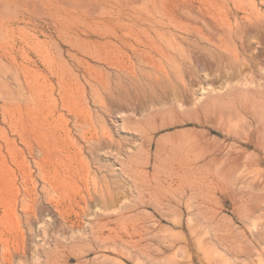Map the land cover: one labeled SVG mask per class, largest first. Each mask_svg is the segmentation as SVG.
<instances>
[{"label": "rangeland", "instance_id": "rangeland-1", "mask_svg": "<svg viewBox=\"0 0 264 264\" xmlns=\"http://www.w3.org/2000/svg\"><path fill=\"white\" fill-rule=\"evenodd\" d=\"M200 1L0 0V247L13 250L24 243L20 264H264V136L257 127L262 110L258 101H252L254 118L236 109L237 101L228 98L220 80L195 85L187 90L185 105L177 102L179 112L160 113L146 141L130 134L137 133V123L120 132L121 118H142L150 100L146 97L142 108L135 104V111L125 102H117L120 107L111 103L113 113L104 116V124L121 150L96 149L93 157L70 121L74 111L101 113L100 104L93 102L101 95V100L108 99L101 85L107 76L118 87L115 80L122 69L138 74V67H132L137 64L135 40L141 22L150 25L159 18V5L197 6ZM94 79L99 81L97 98L88 85ZM119 81L126 90L112 87L122 92L118 101L136 98L135 93L141 99L143 89L149 92L136 86L137 80L131 87ZM123 93L130 95L123 99ZM70 98L78 101L77 107ZM71 100L75 110L70 112ZM55 127L74 135L67 145L82 176L88 171L91 182L99 176L96 186L105 177L114 182V199L104 211L113 218L121 212L127 217L119 224L109 222L104 236L115 237L117 245L113 240L98 247L90 242L91 221H98L93 211L82 218L72 215L71 225L59 216L57 210L85 181L70 177L57 184L58 192L44 194L38 166H55L43 153ZM86 156H97V164L84 161ZM93 183L87 184L91 192ZM25 210L33 213L28 225ZM130 243L138 247L134 250Z\"/></svg>", "mask_w": 264, "mask_h": 264}, {"label": "bare ground", "instance_id": "bare-ground-1", "mask_svg": "<svg viewBox=\"0 0 264 264\" xmlns=\"http://www.w3.org/2000/svg\"><path fill=\"white\" fill-rule=\"evenodd\" d=\"M156 12L155 15L159 14V18L155 17L150 25L141 22L140 34H138L139 36L136 38L137 40H135L137 41L138 48V53L136 55L137 66L133 65L132 67L133 71L136 70H134V67H138V74L136 73L135 75L130 72L131 75L128 73L129 71L126 70V72L123 71L125 69H122L120 74L119 72L116 73L119 74V78L115 80L119 84L118 87L114 82H110L108 80L109 77L107 76L105 83H100L102 87H105L106 89L104 90L101 87L102 91L108 92V95L105 94L108 98L106 101L103 99L104 95H101L99 92V81L97 80L98 82H96L94 79L95 82H90L88 85L91 89H95L94 92L96 91L95 95H93V91H91L93 97L97 98L96 93L103 96L102 100L101 96H98V100L93 102L95 104L97 103L96 105L100 104L99 108L101 109V113L97 111L93 113L88 110L83 112L86 113L83 115L82 113L74 111V116L70 121L72 122L74 130L78 134L77 139L84 142L85 145L83 148L86 152L93 157V153H96L94 151H98L96 149L104 150L107 148L114 150L115 148L118 151L121 150V143L114 138L113 130H107L104 124V116L113 113L111 103H113V106L115 107V105L119 106L120 102L121 104L125 102L126 105L123 104V106L127 107V105H130V108L132 107L133 109H131L135 111L138 108L135 104L142 108L143 105L141 106V103L144 102L145 104V98L147 97V99L150 100L146 102H149V107L147 109H145L146 104L144 105L145 107L143 111H148L142 118L140 117L135 120L131 115L121 118L122 127L120 132L124 131L122 130L123 127L128 126L131 128L129 126L131 123H137L138 126L137 124H132L134 131L139 128L138 131H136L137 133L130 132V134L134 136V138L136 137L140 138V140L144 139L146 141L148 139V133L157 128V117L162 111L166 113H171L173 111L179 112L180 109H178L179 107H176V104L178 105L177 102L179 101H182V103L185 101V95L188 89L195 85H200V87L204 84L211 85L216 80H220L222 87H226L228 98L237 101V110L248 113L251 117L255 118L257 117V109L252 101H258L262 105V110L258 117L260 119L256 118V120L258 124H260H257V127L260 126L258 131L261 129L260 132L263 131L261 135L264 136V0H260V2L257 3L249 0H201L197 6L184 3L176 4L174 6L159 5ZM158 25L160 26L159 28H157ZM119 79H121L122 82H126L128 85L129 83L135 85V83L139 81L138 83H140V85L138 84L136 86H140L139 88H141V90L144 87H148L149 92H147L146 89H143L144 92L141 94L143 98L141 99L139 96L137 97V94L139 95L140 93L134 94L138 99L131 95L133 99H143L142 101H133L130 96H128L127 99L129 93L126 95V91L123 93L126 95H124L125 97H123V99L125 98L129 101H118L117 99H120L119 96L122 95V92L119 93L118 91L120 89L122 91L126 90L119 88L121 87L120 84H123ZM104 80L105 78L103 81ZM107 80L114 84L111 86ZM135 80L137 81L135 82ZM96 83L98 84L96 85ZM114 85L119 88V90H116L117 88H112L115 87ZM129 87H131V85H129ZM237 91H243L247 93V95L244 97H238L236 94ZM115 92L116 94H114ZM129 97L131 99H129ZM70 99L73 100V98ZM72 100L67 101L69 103L67 106L70 108L69 111L75 110V105H72L74 109L71 107L70 102H72ZM248 101H251V103H248ZM77 102L78 101H75L74 103L73 100V103L76 104L75 107H77ZM117 102L119 103L118 105ZM172 102L175 104L174 106L173 104H170ZM167 103H169L170 106L167 107ZM186 103L187 102H185V104ZM185 104L183 103L181 105ZM155 105L161 106H157L158 108H156ZM163 105H166V108H163ZM77 111H79V109ZM134 111L132 112L133 114L135 113ZM141 111L138 112L142 113L143 111ZM134 125L137 126V129L134 128ZM61 130L62 129L56 127L55 129H52L50 131L51 140L50 138H46V142L43 146V153L44 156H46L45 158H47L48 162H51V165L53 164L52 162L55 163L53 164L55 165L53 169H50V167H42L44 162L40 166L41 168L38 166V170L41 172L38 171L39 174H41L40 178L44 181L42 185L43 191L58 192L57 184L63 183L70 177H72V179L74 178V181H85V184L82 183L83 186L82 184L77 185L76 190L74 191V197L68 199L65 207L62 206L63 210H57V208H55L58 211L59 216L63 217V219H61L65 223L68 222V224L71 225V223H74L71 220L72 215L76 218H82L90 215V211H93V214H96L98 217V221H91L93 225L90 228V237L88 238H90L91 241H89L91 243L95 242L96 246V244L101 245L106 243L107 240L112 241L115 238L114 236L120 240L121 238H119L120 236L117 235L116 232L117 230L113 227L112 229L116 232L115 235L113 231L114 235L112 237L114 238L107 239V237L104 236V229L107 228L109 222H116L119 224L127 217L125 216V212L119 213L115 218H113V215L106 214L105 212L109 202L114 199H112V191L116 187L113 186L114 182L106 180L105 178L107 177L103 178L104 176H101L103 173H101L100 178L103 179H100L101 184L96 186L95 183L98 182L97 180H99V176L98 179L93 176L94 183L89 179L88 174L90 173L88 171L86 176H82L81 172L78 171L79 169L77 167V169L75 168L76 165H73L74 155L72 156L67 145V141H69L70 134L72 133H64ZM78 145L75 146L78 147ZM70 146L72 147V145ZM80 147L78 148L80 149ZM84 156L85 154L82 158ZM94 158L89 159H93L92 161H94ZM88 160L86 156V160L84 161L87 162ZM89 164H86L88 168ZM95 164H97V162ZM91 165L92 164H90V166ZM100 166H97V171L102 170H99ZM95 173L96 172H92L91 175ZM78 181H76V183H78ZM90 183H93L96 186H92V189L94 190L93 192H91V189L89 190V188H91L89 187L90 185L87 186V184ZM47 193L45 192L44 194ZM47 198H49V196ZM94 202L96 203L94 204ZM94 207H98L99 210L103 209V212L96 211L93 209ZM32 214L28 211L24 213L23 218L25 219L24 221H26L24 223H27V225L31 220ZM116 227L119 228V226ZM110 228L111 227H109L108 230L112 231ZM38 230H40V228ZM105 235L107 236V234ZM113 243L117 245V242H114V240L111 244ZM130 244L132 245V243ZM130 244H127L128 247ZM133 244L136 245V242H133ZM131 245L130 248L132 247L134 250L138 247V245L136 247H134L135 245ZM0 248H4L3 251L0 250L1 264H20V261H22L26 255L24 243L21 247H16L13 250L5 248V245ZM121 248H123V246H121Z\"/></svg>", "mask_w": 264, "mask_h": 264}]
</instances>
